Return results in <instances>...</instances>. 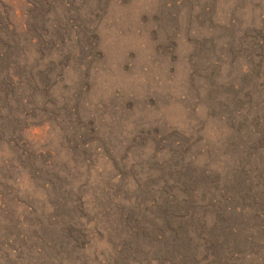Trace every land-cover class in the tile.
<instances>
[{"label":"rangeland","instance_id":"rangeland-1","mask_svg":"<svg viewBox=\"0 0 264 264\" xmlns=\"http://www.w3.org/2000/svg\"><path fill=\"white\" fill-rule=\"evenodd\" d=\"M0 264H264V0H0Z\"/></svg>","mask_w":264,"mask_h":264}]
</instances>
